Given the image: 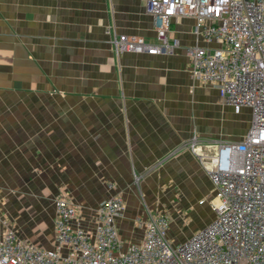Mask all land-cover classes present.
I'll return each instance as SVG.
<instances>
[{"label":"crops","instance_id":"obj_1","mask_svg":"<svg viewBox=\"0 0 264 264\" xmlns=\"http://www.w3.org/2000/svg\"><path fill=\"white\" fill-rule=\"evenodd\" d=\"M194 26L172 19L171 55L118 54L120 35L156 40L146 0H0V219L22 240L55 248L61 195L90 231L101 203L122 196L125 248L142 242L149 213L169 216L173 246L214 220V186L189 144L197 136L210 154L241 140L251 112L192 77L187 47L216 46Z\"/></svg>","mask_w":264,"mask_h":264},{"label":"built area","instance_id":"obj_2","mask_svg":"<svg viewBox=\"0 0 264 264\" xmlns=\"http://www.w3.org/2000/svg\"><path fill=\"white\" fill-rule=\"evenodd\" d=\"M146 10L156 40L120 35L113 40L118 54L171 55L180 46L170 37L172 19H194L196 39L216 46L187 47L192 77L216 87L236 113L251 112L241 140L221 142L210 154L197 136L189 144L214 186V220L173 246L169 216L149 213L142 242L125 248L117 225L122 196L101 203L90 231L75 224L79 208L61 195L55 248L22 240L0 219V264H264V0H146Z\"/></svg>","mask_w":264,"mask_h":264},{"label":"rangeland","instance_id":"obj_3","mask_svg":"<svg viewBox=\"0 0 264 264\" xmlns=\"http://www.w3.org/2000/svg\"><path fill=\"white\" fill-rule=\"evenodd\" d=\"M187 225V224H186ZM188 226V225H187ZM185 228V227H184Z\"/></svg>","mask_w":264,"mask_h":264}]
</instances>
